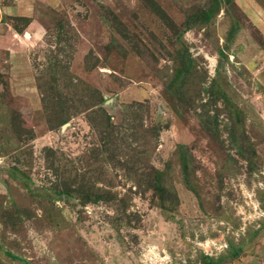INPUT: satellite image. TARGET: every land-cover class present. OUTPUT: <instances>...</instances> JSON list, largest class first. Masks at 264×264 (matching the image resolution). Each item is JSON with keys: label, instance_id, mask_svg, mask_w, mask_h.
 <instances>
[{"label": "rangeland", "instance_id": "obj_1", "mask_svg": "<svg viewBox=\"0 0 264 264\" xmlns=\"http://www.w3.org/2000/svg\"><path fill=\"white\" fill-rule=\"evenodd\" d=\"M264 264V0H0V264Z\"/></svg>", "mask_w": 264, "mask_h": 264}, {"label": "trees", "instance_id": "obj_2", "mask_svg": "<svg viewBox=\"0 0 264 264\" xmlns=\"http://www.w3.org/2000/svg\"><path fill=\"white\" fill-rule=\"evenodd\" d=\"M208 264H217V263H214V262H209Z\"/></svg>", "mask_w": 264, "mask_h": 264}]
</instances>
